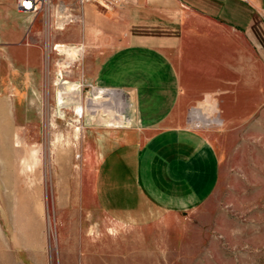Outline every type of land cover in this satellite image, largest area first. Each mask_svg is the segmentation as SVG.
Here are the masks:
<instances>
[{
    "label": "rangeland",
    "instance_id": "374dc122",
    "mask_svg": "<svg viewBox=\"0 0 264 264\" xmlns=\"http://www.w3.org/2000/svg\"><path fill=\"white\" fill-rule=\"evenodd\" d=\"M67 1L64 11L60 0L38 10L48 20L38 65L20 64L1 86L0 264H264V72L242 73L231 88L183 94L175 114L216 148L219 185L186 214L132 228L103 213L94 188L109 134L129 125L136 106L110 88L125 93L117 109L124 123L104 112L78 116L77 96L84 106L106 88L89 82L83 54L103 58L111 46L102 30L87 40L91 25L74 41L75 8L84 5ZM66 45L79 53H66ZM61 85L73 92L65 105L58 102Z\"/></svg>",
    "mask_w": 264,
    "mask_h": 264
},
{
    "label": "crops",
    "instance_id": "0c3cea01",
    "mask_svg": "<svg viewBox=\"0 0 264 264\" xmlns=\"http://www.w3.org/2000/svg\"><path fill=\"white\" fill-rule=\"evenodd\" d=\"M121 1L108 10L75 8L74 41L87 25L88 41L95 30L106 32L111 52L85 51L82 67L92 85L122 89L136 106L129 125L107 138L94 195L106 216L143 229L196 209L216 191L219 154L175 109L183 94L231 88L242 73L264 72V0ZM67 5L60 0V10ZM45 22L38 11L21 12L17 0H0V90L20 64L38 65Z\"/></svg>",
    "mask_w": 264,
    "mask_h": 264
},
{
    "label": "bare ground",
    "instance_id": "6f19581e",
    "mask_svg": "<svg viewBox=\"0 0 264 264\" xmlns=\"http://www.w3.org/2000/svg\"><path fill=\"white\" fill-rule=\"evenodd\" d=\"M63 49L66 51V53H70L72 56H75L79 53L78 49H75L74 47H71V46L66 45L63 47ZM64 83L66 82H63L61 84H64ZM70 90L71 89H67L64 86L62 87V89L57 94L59 104L65 105L69 103L70 100L66 98H69V96L71 97V94L73 92ZM73 90H75V87H73ZM123 93L124 92L122 91H113L110 88H100L98 92L94 94L98 97L87 98L84 106L79 104L81 99L80 97L77 96L78 99L76 100V102L78 105L76 106L75 111L77 112L78 116H81V117H83L85 113L91 114L93 117H95L100 112H104L106 115L111 116V121L113 123L115 124L124 123L126 119L120 113V110H119V113H117L118 107H123L125 105Z\"/></svg>",
    "mask_w": 264,
    "mask_h": 264
},
{
    "label": "built area",
    "instance_id": "2783aa9c",
    "mask_svg": "<svg viewBox=\"0 0 264 264\" xmlns=\"http://www.w3.org/2000/svg\"><path fill=\"white\" fill-rule=\"evenodd\" d=\"M47 0H17L18 9L21 12H36ZM82 5L85 4H101L106 8L121 4V0H80Z\"/></svg>",
    "mask_w": 264,
    "mask_h": 264
}]
</instances>
